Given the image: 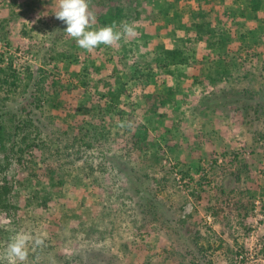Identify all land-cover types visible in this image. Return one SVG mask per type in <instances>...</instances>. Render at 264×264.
Returning <instances> with one entry per match:
<instances>
[{
  "label": "rangeland",
  "instance_id": "374dc122",
  "mask_svg": "<svg viewBox=\"0 0 264 264\" xmlns=\"http://www.w3.org/2000/svg\"><path fill=\"white\" fill-rule=\"evenodd\" d=\"M250 4L89 0L90 30L120 7L117 30L135 35L88 52L58 0H0V113L15 141L0 150L14 185L0 257L24 230L44 240L27 264H264V0Z\"/></svg>",
  "mask_w": 264,
  "mask_h": 264
},
{
  "label": "clouds",
  "instance_id": "9594fccd",
  "mask_svg": "<svg viewBox=\"0 0 264 264\" xmlns=\"http://www.w3.org/2000/svg\"><path fill=\"white\" fill-rule=\"evenodd\" d=\"M55 18L66 24L64 32L88 52L101 44L112 46L122 38L135 35L132 26L127 23H121L122 31L117 30L115 23L90 30L96 23V17L90 11L89 0H58ZM30 245L33 249L39 248L44 245V240L39 235L20 230L9 238L0 260L4 264H27Z\"/></svg>",
  "mask_w": 264,
  "mask_h": 264
},
{
  "label": "trees",
  "instance_id": "16d2710c",
  "mask_svg": "<svg viewBox=\"0 0 264 264\" xmlns=\"http://www.w3.org/2000/svg\"><path fill=\"white\" fill-rule=\"evenodd\" d=\"M169 1L171 2L174 0H169ZM205 1L211 2V0H205ZM262 4H263V0H251V4H250L251 7L250 8L254 12H259L261 7H262ZM160 15H161V12L159 10H157V9L150 10V12L148 13L150 27H147V28H149V29H147V32H151V31L155 30L154 29L155 28L154 23L156 21L161 20ZM121 18H122V10L120 9V7H118V9L115 12L110 13L108 19L101 18L100 22L104 26H108V25L115 23V25L118 27ZM209 27H210V25H209ZM211 27L209 29H211ZM157 32L160 33V31H157ZM184 53H185V50H182V51L181 50H169L167 52L168 57L171 59L172 64H179V63L186 64L188 62V59L185 57ZM16 79H17V76L14 78V80H16ZM0 83H1V85H2V83H4V84L8 83V78H6V79L0 78ZM12 84H13V81H12ZM106 84H108V83H106ZM0 88H2V86H0ZM147 98L150 99V100H148L149 103L152 104L153 106H155L153 108L152 107L149 108V109H153L154 112H155V110L161 109L163 107V104L165 103L164 97L162 95H157V96L150 95V97H147ZM117 99H118V97H117ZM155 103H156V105H155ZM257 105H260V104H257ZM242 109H244L245 117H247V118L250 117L249 115H251V111H254L255 116L259 115V111L254 110V108L251 107V105H248V103L243 105ZM2 116H3L2 113H0V150H1V152L7 153L8 149H10V148L14 149L15 141H14L13 133L9 132L6 125L4 124ZM147 138L148 137L146 135L144 140L147 141L148 140ZM144 140H139V143H137V144L139 146H141L143 144ZM21 152H23V150H21ZM6 157L8 158V155ZM21 162H23V160ZM0 171H1V169H0ZM13 189H14L13 179H9L8 177L5 176V177H3L2 181L0 180V212H3V211L7 212L10 209H12L13 204L10 203V195L12 194ZM47 199L48 198H46V197L44 198L43 202L45 204H47ZM81 258L79 257V261L82 260V262H83L84 259L83 258L81 259ZM80 264H93V263H92V261L87 260V262L80 263ZM100 264H107L106 259L104 258Z\"/></svg>",
  "mask_w": 264,
  "mask_h": 264
}]
</instances>
